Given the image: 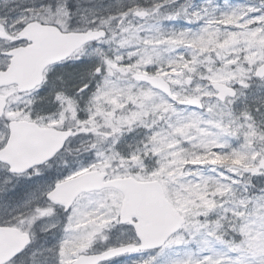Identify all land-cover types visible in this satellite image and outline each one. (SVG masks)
Returning <instances> with one entry per match:
<instances>
[{
    "label": "snow or ice",
    "instance_id": "1",
    "mask_svg": "<svg viewBox=\"0 0 264 264\" xmlns=\"http://www.w3.org/2000/svg\"><path fill=\"white\" fill-rule=\"evenodd\" d=\"M0 264H264V0H0Z\"/></svg>",
    "mask_w": 264,
    "mask_h": 264
}]
</instances>
